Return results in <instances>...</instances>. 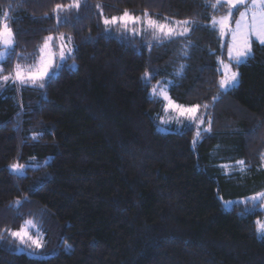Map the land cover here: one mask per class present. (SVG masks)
Here are the masks:
<instances>
[{"label": "trees", "instance_id": "trees-1", "mask_svg": "<svg viewBox=\"0 0 264 264\" xmlns=\"http://www.w3.org/2000/svg\"><path fill=\"white\" fill-rule=\"evenodd\" d=\"M58 3L71 0H0L15 32L0 75L37 63L44 38L61 33L75 62L35 86L0 82V264H264L263 201L245 202L264 189V45L231 62L210 24L227 9L215 0H81L59 21ZM125 10L194 23L171 41L105 28L101 12ZM219 60L238 73L235 87L220 88ZM161 89L199 106V137L191 123L157 128ZM28 220L39 256L2 243Z\"/></svg>", "mask_w": 264, "mask_h": 264}, {"label": "snow or ice", "instance_id": "snow-or-ice-1", "mask_svg": "<svg viewBox=\"0 0 264 264\" xmlns=\"http://www.w3.org/2000/svg\"><path fill=\"white\" fill-rule=\"evenodd\" d=\"M220 5L227 6V13L219 18L215 15L212 16L210 24L213 29H217L220 32L221 38L229 35L230 41H227L228 55L230 61L235 60L237 63H241L246 60L252 52L253 38L259 42L260 45H264V0H215V3L211 5L213 9H216ZM81 7V0H71V3L67 5L56 4L54 12L57 14V20H60V13L70 10L79 9ZM97 8H101V5L97 4ZM243 10H239L240 8ZM239 11V17L235 20V27L230 25V21L233 17V10ZM103 23L105 28L108 29L111 26L119 24V26L129 32L136 35L141 32L151 30L153 37L159 41L161 38L171 41L178 36H184L189 33L190 25L194 22L191 20L173 21L169 22L165 18L164 22H160L153 19L147 11L142 15H133L128 10H125L120 16H112L111 18L104 17L101 12ZM12 21L9 18L8 11H4L0 16V61H4L10 55V50L15 43V32L11 27ZM60 43V58L64 59L66 45L64 44V35L61 33L59 36ZM53 41L52 36L44 38L43 45L40 47V56L37 63L29 65L27 67L16 64L14 68V75H0V82H7L12 80L13 83H19L20 85L31 84L35 86L38 82L43 81L48 74L49 69L52 67V52L50 44ZM68 42H71V37H68ZM68 53H71V49H67ZM187 51L184 55H187ZM224 68V76L219 81L221 89L228 87H235L238 83V73L231 71L230 65L221 61ZM2 71V69H0ZM148 73L145 72V78L148 77ZM40 87H44L43 83H39ZM153 93L156 94V90L153 89ZM160 95L164 97L168 103L165 106L167 111L168 107H174L179 110L182 115H187L188 118L197 122L198 127L203 123V117L197 115L199 106L193 105L192 107L185 108L182 105H174L171 99L168 97L167 92L161 89ZM207 105H205V108ZM210 123V121H209ZM210 131V128L205 129ZM197 137L200 136V132L197 131ZM195 143V140H194ZM262 160H264V154H262ZM238 165L242 166L244 161H237ZM13 172H23L24 165L13 163L9 165ZM264 201V192H258L254 196L247 199V202ZM225 206L231 205V201H225ZM16 204H20L17 200ZM256 232L264 236V220H257ZM37 228V225L31 221H25L18 230L5 229L8 234L14 239L18 240L21 245H26L30 249H41L44 246L43 237L37 232L34 236L31 234L30 229ZM0 239H3V235L0 234Z\"/></svg>", "mask_w": 264, "mask_h": 264}, {"label": "rangeland", "instance_id": "rangeland-1", "mask_svg": "<svg viewBox=\"0 0 264 264\" xmlns=\"http://www.w3.org/2000/svg\"><path fill=\"white\" fill-rule=\"evenodd\" d=\"M239 10H243V8L241 7ZM227 11H228V9H226V11H225V13L224 14H222V15H220V16H216L217 18H219V17H221V16H223V15H225L226 13H227ZM233 12H234V14H233V17H232V19H231V21H230V25L232 26V27H235V20L239 17V11H237V10H233ZM217 31H218V35L220 36V38H221V35H220V32H219V30H218V28L216 29ZM64 35V34H63ZM59 36H60V34H58V35H56V36H54L53 37V41L51 42V44H50V47H51V52H52V67L49 69V71H48V73H52V72H54L55 71V68L56 67H58L59 65H61L63 62L67 65V66H69V67H74L75 66V62L73 61V60H66V58L69 56V55H71V53L69 54L68 53V51H67V49L68 48H70L71 49V52H72V44H71V42L69 43L68 42V37L69 36H67V35H64V44L66 45V49H65V57H64V59H61L60 58V43H61V41H60V39H59ZM222 40H223V42H227V41H230V39H231V37L229 36V35H226L225 37H223V38H221ZM253 41H256L255 40V38H253ZM256 42H258V41H256ZM259 43V42H258ZM252 47V46H251ZM252 53V52H251ZM226 54H227V57L229 58V55H228V48H227V43H226ZM221 61H223L225 64H229L230 65V63L229 62H227L226 60L224 61V60H219L218 61V66H219V69H220V71L222 72V76H221V78L224 76V68H223V66H222V64H221ZM231 62H235V63H237L235 60H232ZM230 68H231V65H230ZM53 69V70H52ZM231 71H233V72H236V70H234V69H232L231 68ZM237 73V72H236ZM13 75H14V71H13V73H12ZM229 88V87H228ZM226 89V88H225ZM153 91H151V93H152ZM168 103V101H166V104ZM166 104H165V106H166ZM173 104L174 105H182V104H177V103H175V102H173ZM182 106H184L185 108H188V107H192L193 105H182ZM197 115L198 116H203L202 115V113L201 112H199V110L197 111ZM160 121L161 122H159L158 124L156 123V125H157V128L158 129H160V130H162V131H167V130H170V128H172L173 130H175V129H177L179 126H181V125H183L184 123H191L192 125H193V127H194V129H196V132H197V130L200 128V126H201V124L199 125V127H198V124H197V122H194L192 119H190V118H188V116L187 115H182L181 113H180V111L179 110H177V109H175L174 107H168V109H167V111L165 110V115H164V117H162V118H160ZM174 123H176L177 125L175 126V127H171L170 125H172V124H174ZM164 124L167 126H164ZM179 125V126H178ZM169 127V128H168ZM262 154H264V144H263V146H262V149H261V155ZM264 161V160H263ZM234 163H236V162H234V161H219L218 162V164L220 165V166H222V165H224V166H226V165H231V164H234ZM11 164H13V163H10V164H8V168L11 170V168L9 167V165H11ZM264 164V163H263ZM12 171V170H11ZM17 173V172H16ZM263 192H264V189L262 190ZM252 195H250L249 197H251ZM220 198H221V196H219ZM248 197V198H249ZM236 200H242V198H234V199H227V200H222V203H223V206L224 207H229L230 205H228V206H225V201H231V202H233V201H236ZM260 208H261V210L262 211H264V201L262 202V204H261V206H260ZM257 220H262V219H260V218H257L256 220H255V222L257 221ZM256 225V224H255ZM19 229V228H18ZM18 229H15V230H18ZM36 230V228H32V229H30V232H32V230ZM258 234V233H257ZM34 236L36 235V234H33ZM259 235V234H258ZM260 236V235H259ZM10 238L11 239H5V240H2V243L5 245V246H7V247H9V248H11L12 250H14V251H16V252H26V253H28V254H31V255H35V256H39V255H41L40 253H36L35 252V250L34 249H30V248H28L26 245H21L20 243H19V241L18 240H16V239H14L13 237H11L10 236ZM31 250H33L34 251V253H32V252H30Z\"/></svg>", "mask_w": 264, "mask_h": 264}]
</instances>
